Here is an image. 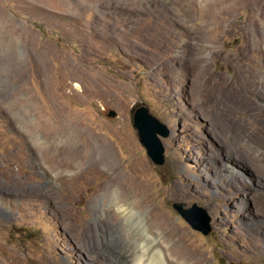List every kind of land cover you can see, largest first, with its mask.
<instances>
[{
  "label": "rangeland",
  "instance_id": "obj_1",
  "mask_svg": "<svg viewBox=\"0 0 264 264\" xmlns=\"http://www.w3.org/2000/svg\"><path fill=\"white\" fill-rule=\"evenodd\" d=\"M140 104L170 129L162 165ZM113 176L191 264H264V0H0V264H143Z\"/></svg>",
  "mask_w": 264,
  "mask_h": 264
},
{
  "label": "bare ground",
  "instance_id": "obj_2",
  "mask_svg": "<svg viewBox=\"0 0 264 264\" xmlns=\"http://www.w3.org/2000/svg\"><path fill=\"white\" fill-rule=\"evenodd\" d=\"M12 105H13V107H14L15 110H18L23 104H19V103H16L15 102ZM63 124H65V123H62L61 122V124H59V126L57 127V131H58V133L60 135H65L66 136V134L69 132L70 129H68L66 127V125H63ZM58 133H56V134H58ZM92 151L94 153L98 152L97 148H92ZM109 154L111 155V152H109ZM102 159H103V157H102ZM74 162H69V163H71L73 165V167L76 169V167L78 165H77L76 162L75 163ZM109 168L111 169V167H109ZM79 175H80V172L77 173L74 176L76 178ZM119 176H121V175H119ZM110 180H111V182L114 181V184L112 185V183L110 182L111 183L110 184V187L108 188V186H106L105 188L106 189L108 188L109 193L111 195H114V197L112 199H113V203H114L115 207H117V209L119 211H123V213H125L126 215H128L131 218L132 223L135 226H137L141 230V232L143 233V237L141 239H139V241H138V244H139V250L138 251H139V253H140L141 257H142L141 258V261H143L142 262L143 264H191L194 261H196L194 254L191 255L190 252H187L186 249H183V248L179 247V245H177L176 243H170L169 244V243H167V240L166 239H162V240L158 241V236L151 232L150 225H147V223H145L142 220L141 211L137 209L136 205H133L132 203H130L128 201V198H127V195H126V187L124 186V184L121 183L120 181L117 182L118 178L117 177H114V176L112 178H110ZM116 184H118V187L117 188H116ZM138 184H139V182H138ZM137 188H138V191L139 192H142V191L145 190L144 187H140L138 185H137ZM111 210H113V209H111ZM164 222H166V220ZM168 229H171L170 230L171 233L179 232L180 231V229L177 228V227H174V225H172ZM91 232L94 233V227L92 225L89 226V227H86V229H85L84 239H83V244L84 245L83 246H85V249L88 250L89 252L94 253L95 251H97V249L100 248V245L97 247L96 244H101V247H103V246H105V241H104V238H103V239H101L100 242H97L98 240L96 241L95 237L91 234ZM182 235L185 236V234H182ZM178 240H179V238H178ZM92 243L95 244V248L94 249L92 247ZM185 248H187V247H185ZM114 259H116V257ZM97 261H98L99 264H105V263H103L104 261H99V260H97ZM134 261L136 262V259ZM122 262L123 263L124 262H127V260L124 259ZM136 264H140V263L137 262Z\"/></svg>",
  "mask_w": 264,
  "mask_h": 264
},
{
  "label": "water",
  "instance_id": "obj_3",
  "mask_svg": "<svg viewBox=\"0 0 264 264\" xmlns=\"http://www.w3.org/2000/svg\"><path fill=\"white\" fill-rule=\"evenodd\" d=\"M106 115L109 118H117L118 112L110 109ZM132 121L136 128L140 142L145 146L148 155L157 165L165 162V147L161 136L166 137L170 134V129L162 120L153 115L145 104L137 105L132 109ZM178 212L197 230L204 234H209L212 230L210 219L203 216L200 208H184L181 203H174Z\"/></svg>",
  "mask_w": 264,
  "mask_h": 264
}]
</instances>
